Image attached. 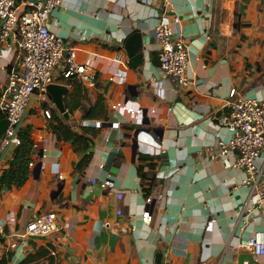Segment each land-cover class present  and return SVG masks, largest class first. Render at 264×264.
I'll use <instances>...</instances> for the list:
<instances>
[{
    "label": "crops",
    "instance_id": "1",
    "mask_svg": "<svg viewBox=\"0 0 264 264\" xmlns=\"http://www.w3.org/2000/svg\"><path fill=\"white\" fill-rule=\"evenodd\" d=\"M166 1L167 13L180 15L173 29L187 44L185 87L158 71L152 9L161 1L149 0L148 9L141 0H64L51 15L49 30L76 50L77 61L94 67L95 82H67L62 60L54 82L68 89L63 96L68 118L46 92L29 100L18 129L31 127L34 165L21 187L0 189V256L10 253L8 264H19L40 248L54 250L57 264H156L158 253L159 264H238V256L249 253L240 245L264 231V201L245 222V212L239 215L252 202L232 156L210 158L216 139L227 134L222 120L230 90L264 95V0ZM136 29L144 49L143 57L132 61L124 41ZM12 53L13 47L0 44V85ZM121 99L133 108L158 111L142 123L137 115L110 110L108 102ZM167 106H172L169 113ZM223 108L215 123V113ZM90 109L95 117L90 121L103 119L99 128L81 125ZM57 120L83 135L88 148L58 139L52 131ZM116 121L119 128L110 124ZM155 130L161 134L152 136ZM14 148L1 151L0 175ZM38 162L42 166L34 171ZM93 178H111L115 188H101ZM118 190L123 191L120 200ZM157 193L162 196L153 201L152 220L145 224V198ZM48 211L56 213L58 230L24 235L27 222ZM251 255L252 264H264V256Z\"/></svg>",
    "mask_w": 264,
    "mask_h": 264
},
{
    "label": "built area",
    "instance_id": "2",
    "mask_svg": "<svg viewBox=\"0 0 264 264\" xmlns=\"http://www.w3.org/2000/svg\"><path fill=\"white\" fill-rule=\"evenodd\" d=\"M64 0H21L15 5V0H0V44L13 47V65L7 70L6 78L0 85V111L8 121V127L0 138L1 151L11 145H18V125L26 111L32 94L45 93L46 86L55 81L57 65L64 60L65 78L74 76L80 83L92 86L95 82L94 67L84 61L76 59V50L64 43L63 39L49 30L48 21L51 15L63 4ZM149 0H141V3L149 9ZM162 5L158 9H152L157 18L154 28V39L158 60V71L161 76L169 78L176 87H185L189 81L186 76L188 67V49L182 33H175L173 25L180 22V15L167 13L168 3L159 0ZM150 11V10H149ZM120 60V59H119ZM123 97V96H122ZM103 99L108 101V95ZM111 111L123 112L129 116L137 115L140 122L144 116H153L157 108H133L122 99L109 101ZM228 114L222 120L227 134L224 138H218L210 158L226 159L232 156L231 165L243 171L242 184L248 189V197L252 205L243 208L239 215L245 212L242 220L245 222L253 208L264 201V95L240 96L235 89L229 92L227 101ZM166 113L172 111V106L166 107ZM46 118H50L51 112L43 111ZM132 123V119H127ZM137 122L134 121V123ZM101 120L85 119L81 125L99 128ZM112 127L119 128L120 122H111ZM33 161L28 166L33 167ZM93 184L104 188H115L111 178L91 180ZM123 191L118 190L116 198L120 200ZM162 194H150L145 198V209L141 214V221L149 224L152 220L151 203L161 198ZM117 214L121 209L116 210ZM239 217V216H238ZM58 217L54 211L43 212L27 222L24 235H50L58 230ZM214 222V217L209 218ZM2 224L0 223V229ZM241 248L253 255L264 256V231H260L249 237ZM54 255L55 251L50 250Z\"/></svg>",
    "mask_w": 264,
    "mask_h": 264
},
{
    "label": "trees",
    "instance_id": "3",
    "mask_svg": "<svg viewBox=\"0 0 264 264\" xmlns=\"http://www.w3.org/2000/svg\"><path fill=\"white\" fill-rule=\"evenodd\" d=\"M235 27L239 25V15H236ZM14 60L8 65V69L13 65ZM66 79L67 82L77 81L74 76H70ZM56 80V79H55ZM81 84V83H79ZM101 101L104 103L103 96ZM105 104V103H104ZM0 112V117H1ZM85 116L87 119H93L91 114V109L86 110ZM103 120V119H99ZM52 131L56 134L58 139L71 140L72 144H79L81 148H88L87 139L83 135H79L74 132L70 126L57 120L56 123L52 124ZM31 127L25 126L21 127L17 131V136L19 138V144L15 146L11 159L9 160L8 167L0 175V189L1 188H11V187H21L28 179L30 170L29 162H31V153L34 147V141L31 136ZM77 149V147H75ZM85 155L84 158H87ZM50 251L46 248L37 249L34 253L28 254L19 264H57L55 258L49 254ZM46 259V261H40V258ZM10 260V253L3 254L0 256V264H8Z\"/></svg>",
    "mask_w": 264,
    "mask_h": 264
},
{
    "label": "water",
    "instance_id": "4",
    "mask_svg": "<svg viewBox=\"0 0 264 264\" xmlns=\"http://www.w3.org/2000/svg\"><path fill=\"white\" fill-rule=\"evenodd\" d=\"M21 0H15V5H18L19 2ZM124 49L127 52V55L129 56V58L132 59V61H136V60H140L143 57V49H144V45H143V39H142V33L139 30H134L131 33H129L124 41ZM67 87L63 84L57 83V82H53L50 83L46 86V95L48 97V99L51 101V103L53 104V106L62 114L63 117H65L66 119L68 118V111L65 108L64 105V101H63V96L67 93ZM226 111V108L221 109L220 111H218L217 113H215L214 115V119L213 121L215 123L219 122V116L220 114ZM142 123H148V121L146 120V117L144 116V119L142 121ZM8 121L6 118H1L0 119V138L1 136L5 133L7 127H8ZM143 132H147L149 133L150 131L148 129H142ZM156 134L159 133V135L161 134V130H155L152 134ZM137 142H134L133 145V153L136 152L137 150ZM42 166L41 162H38L35 166L34 171H36L37 169H40ZM154 206V202L151 203V208H153ZM161 260V255L158 253L155 257V263L159 264ZM244 261L247 262V264H252L253 258L252 255L249 253H242L238 256V264H243Z\"/></svg>",
    "mask_w": 264,
    "mask_h": 264
}]
</instances>
